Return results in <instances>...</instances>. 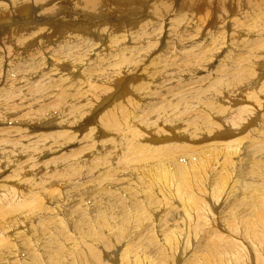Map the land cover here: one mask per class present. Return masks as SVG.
Instances as JSON below:
<instances>
[{
	"label": "bare ground",
	"instance_id": "bare-ground-1",
	"mask_svg": "<svg viewBox=\"0 0 264 264\" xmlns=\"http://www.w3.org/2000/svg\"><path fill=\"white\" fill-rule=\"evenodd\" d=\"M53 1L0 0V17L10 19L7 8L12 14L27 7L29 12L39 9L50 14L53 6L59 13L62 5L67 7L68 0L51 5ZM148 1L73 0L72 7L79 11L104 8L99 18L104 22L95 24L96 17L86 21L77 11L74 22L61 18L56 23L52 37L57 40L51 38L46 47L50 49L54 42L63 53L49 50L48 70L60 64L78 67L71 74L64 69L36 75V67H31L36 56L27 54L30 42L19 52L24 37L11 31L0 39V76L5 78L0 81L8 92L0 109V243H4L0 264H264V121L258 119L264 110V28L259 15L251 18L252 28L246 22L256 0L229 2L233 19L226 15L227 0H182L179 10H187L180 18L183 24L173 26L171 32L165 28L164 17L170 16L179 0H153L147 10ZM112 13H121L116 21L127 22L114 23L115 30L109 32L113 21L105 22ZM162 33L163 38L166 33L164 39ZM98 35H106L107 58L99 59L86 43L94 36L97 44ZM42 41L38 40L43 50ZM220 55L225 68L215 72L208 87L199 88L198 96L185 100L197 71L205 76ZM44 57L36 60L45 66ZM92 64L100 66L89 77L84 69ZM28 72L33 73L29 79ZM142 74L148 83L160 79L171 92L162 107L156 99H147V115L138 126L134 122L131 126L129 112H117L122 104L137 105L125 94L134 89L128 82ZM225 87H232L228 94L233 95L220 99L222 105L205 116L212 128L201 123L202 118H193L198 107L211 103L209 93ZM107 90L115 94L98 101ZM109 97L113 104L107 103ZM180 101L185 105L178 110ZM38 105L50 115L48 127L64 125L66 129L60 127L54 133L28 129V121L37 118ZM100 105L109 108L96 109ZM163 123L188 142L212 143L213 136L202 140L194 135L218 132L211 158L224 178L234 173L235 181L242 180L239 193L228 192L222 199L207 184H193L177 172L186 174L189 165L183 156L196 155H182L174 140L160 139L169 136ZM74 124H81L80 133L72 131ZM218 126L226 128L227 137ZM214 169L212 164L210 173ZM176 176L179 185L172 189L171 179ZM160 188L173 202L166 209L156 199ZM206 194L213 195L217 206L223 202L221 215L215 213L220 220L212 218L215 226L209 225L206 241L199 237L192 249L189 242L202 229L200 212L210 215ZM203 249L206 257L201 259Z\"/></svg>",
	"mask_w": 264,
	"mask_h": 264
},
{
	"label": "rangeland",
	"instance_id": "rangeland-1",
	"mask_svg": "<svg viewBox=\"0 0 264 264\" xmlns=\"http://www.w3.org/2000/svg\"><path fill=\"white\" fill-rule=\"evenodd\" d=\"M57 1H59L60 3L61 2L63 3L66 0H63V1L62 0H54L51 5H53ZM239 1L244 2L245 0H239ZM257 1L258 0H256V4H258V7H255V6H257L256 4H255V6H254V4H252L251 7H253V6L254 7L253 8L249 7V10L252 9L253 11L252 10H251V12L247 11L248 12L247 14H248L249 17L246 19V22L249 23L250 28H252V24H254V22L251 21V18L252 17L254 18V16L256 17V15L260 16V19L258 21L262 22L263 25L261 23H259V25L262 26L261 28H264V21L261 20V19L264 20V16H262V14H264L263 13L264 12V5H263L264 3L262 2V0H259L258 3H257ZM72 2H73V0H68L66 8L63 7V5H62V7L60 8L61 13H59V11L57 10V8L55 6H53L54 9H53V11L50 14H47V12L40 13L39 9H36L35 11L33 10L32 12H29V10H28L29 7H27V9H16L15 13L12 14L10 9L7 8L6 9L8 11L7 17H9L10 19L4 18V17H0V39L2 37H4V36L9 35L11 33V31H14L17 35H19L21 37H24L26 39V41H23V42H21L18 45L17 51L24 52L26 49H23V45L25 43H27V42H30L29 45L31 47V49H30L31 52H28L27 54L32 55V56H36V57H39V58L45 56L44 57V59L46 60V65L45 66H44L45 62L40 63V60H38V59L36 60V57L33 59L34 61H32L33 63L31 64V67L32 66L36 67V68L32 67V68L36 69V71L34 70L36 72V75L38 73L39 74H52V75L56 74V73L58 74L61 70H64V69H67L69 74H71V73L76 72L77 69H78V67H71V66L63 67V64H60L58 67L51 66L50 70H48L49 69L48 66H50L49 50H54V52L58 51L60 54L63 53V50H61L59 48V45H56L54 43L55 40H57V39H53V37H52L55 28L58 26V24H56V23L61 18H65V19H67L69 21L74 22L75 17H77V14L75 12L78 11V13L85 15L86 21L90 20L93 17H96L97 20H95V24H97V22L98 23H103L104 22V19H100L99 20V18H101L100 15L103 14L102 12H103L104 8H102L98 12L79 11V9L77 10L76 8L72 7ZM152 2H153V0H149L147 2V4H148L147 10H149V6H150V4ZM181 2H182V0L176 1L173 4V9L171 11L170 16L164 17L165 18V20H164L165 28L169 29L170 32H171V28L173 26H178V25H182L183 24L182 22H180V18H181V16L183 14H185L187 12V10H185L183 12H181L179 10L180 6H181ZM229 2L232 5V4H234V0H227L226 1V4H228L227 8H226V12H227L226 15H228L229 18H230L232 15L229 14V10H230ZM261 3H262L263 6H259V5H261ZM236 7H237L236 10L239 11L238 6H236ZM255 9H258V11L255 10ZM94 13H95V15H93ZM144 14L146 15V13H144ZM111 15L113 16L112 19L107 21V22H105V23H111L113 21L112 24L110 25L111 29H110L109 32H113L115 30V27L113 25L114 23L120 22V25H124L123 22L124 23L127 22V21H122V19L116 21V19H119V15H121V13H119L118 15H114L112 13ZM233 18H234V15L231 17V19H233ZM143 21H144V19H143ZM136 22L137 21H134V24ZM259 25H258V27H260ZM84 26H85V23H84V20H83V29H85ZM105 26H108V24H105ZM255 26H257V24H255ZM33 27H37V28L36 29H32ZM40 28L42 29V31L40 30ZM194 29H196L195 23L192 24V30H194ZM15 30H17V32ZM201 30L202 29H200L199 32ZM182 31L183 32H187L185 28H182ZM93 33L97 34V30L93 29ZM194 33H197V32L195 31V32H193V34ZM104 34H106V33L103 32V35ZM204 34L205 33H203V35ZM164 36L166 37V33H164ZM41 37H43V38H41ZM51 38H52V40H54V42H53V44L49 45L50 46V49H49L48 47H46V45H47L46 43L47 42L49 43L50 41L52 42ZM105 38H106V35L105 36L98 35L97 38H96L98 40L97 44H95L96 40H95L94 36H90L89 38H87V41H86V43H88L90 45V47H92L93 51H96V55L99 57V59H103L104 57L107 58V50H105V46L108 44V41L107 40L104 41ZM160 38L164 39L163 38V33L161 34ZM39 39H43L45 41V43H44V41H42L44 43V45H45V48L43 50H42V46L38 42ZM164 45L165 44H162L161 47H164ZM181 46L183 48L185 47L184 44H182ZM96 47H98V49H95ZM106 48L108 49V48H110V46H107ZM171 48H172V46L169 48L168 52L172 51ZM221 49H224V46ZM160 50H161V48H160ZM219 51L217 53H219ZM227 51H228V49L222 51L223 52L222 54H224ZM168 56H169L168 54L164 55V57H168ZM4 60H5V58L3 57L2 61H4ZM216 61H219V64L216 63ZM216 61L215 60L212 61L211 65L213 67H210L207 71H205V76H203V71L202 70L197 71L199 73H197L196 78L193 79L192 83H190L188 85V88H191V90H187V92H186V94L184 96L185 100H188L189 98H191L190 100H193L196 96H198L197 94H198L199 88L202 87V86H207L208 87V84L211 83L212 80L214 79L215 72L217 70H219V69H224L225 68L224 65L222 64L223 61H222L221 55L219 56V58ZM155 63H157V64L159 63L160 64L161 60H157ZM41 64H43L44 67ZM83 64H84V62L82 63V65ZM209 64H210V62H208L207 65H209ZM107 65H108V68L111 67L109 65V63ZM99 66H94L93 64L87 66L84 69V74H87L90 77L92 73L96 72V69ZM150 67L152 69L155 68L154 66H150ZM41 69L44 70L43 73H42ZM69 69H71V72H70ZM137 69H139V67L136 68L135 71ZM34 71H32V72H34ZM210 71H214V72L211 73V78L207 79V77L209 76ZM32 72H28V73H30V75L26 76L27 79H29V77H31V75L33 74ZM77 75H78V73L75 76H77ZM144 75H145V77L147 76L146 74H142V76L137 77L136 80L129 81L128 85L130 84V86H133L134 89H132V90L130 89L125 94L133 102H136L137 105L134 106V107H131V106H128L126 104H122V108H120L121 110H119L117 112V113H119L120 111H124V112L128 111L129 112V117H131V121H130V125L131 126H133V122H134V124H136V126H138L140 118L142 116H146L147 115V113H148L147 112L148 108L146 106V100L147 99H152L153 102L156 99V101L162 107L166 103L164 98H166L167 94L169 92H171V90H169L167 88V85L164 82H162L160 79H157L158 81L154 80V81H151L150 83H148L147 80H145L143 78ZM16 77L18 78V80L22 79V78H19L20 75H17ZM2 79H5L4 76H0V80H2ZM1 82L2 81H0V109L3 106L6 105V103L3 104L4 95H5V93H8L5 90V88L2 87L3 84ZM181 82H182V80L178 82V91L181 90V88L179 86ZM56 86H57V84L53 88L54 91L56 90ZM231 90H232V87H229V88L225 87V88L221 89L218 92H213L212 91L213 93H209L208 95L210 97H212L211 103H205V105L203 107H198V109L195 112H194L195 109H193V110L191 109V111H193L194 113L198 114V116H194V113H193V118H195V117L202 118L203 120H201V123H203L206 127L212 128V126L210 124V119H207L205 116L207 115V113H208V111L210 109H213V108L216 109L217 107L222 105L221 102H219L220 99H222L224 97L228 99L229 96H232L233 94H228V93H230ZM113 94H115V91L114 92H112L111 90L103 91L101 93L100 97L97 100L101 101L102 99H104L105 96H107V95L111 96ZM113 101H114V99L109 97L108 100H107V103L113 104L112 103ZM115 104H114V106H115ZM242 104H246V103L242 102ZM184 105H185V103L183 101H180L179 104H178V107H177L178 110L182 109L184 107ZM39 108L42 109L43 107H41V105L37 106V112H38L37 118L35 119V117H33L32 119H30L28 121V125L30 126V128H28V129H31V126L37 127V130L34 131V132H37V133L48 132V131L54 133L56 130L60 131V129H59L60 127H62L61 130H65L66 129V128L63 127L64 125H59L57 127H54V126L48 127L50 125L49 124L50 121L48 119H46V118H49L50 115H47L46 114L47 112L39 110ZM108 108L109 107H105L103 109V105H100L96 109H100L101 111H104V110H106ZM42 116H44L45 118H42ZM259 118H260V122L264 121V110H262L261 115H258V119ZM165 124H167V123H163V131H164V133L168 132L169 136H165L166 134H164V135H162L163 137H161V135H157V137H161L160 139H162V138H170V139L174 140V142H175L174 143V147L182 155L185 154V153H188V152H193L194 155H196V157H193L191 159H189L188 157L183 156L189 166L187 167L186 174H185L184 171H177V172H183L184 175H185V178L188 179L189 181H192L193 184H196V185L207 184L209 186V191L212 193V191L215 190L214 193L216 194V196L220 195V197H222V199L224 198L225 194H227L228 192H236L237 194L239 193L242 185L240 183H238V182H240L242 180L235 181L234 178H233L234 173H232L228 177L224 178L220 168L218 167V165L213 162L214 157L211 158L215 154L214 151H212L211 148L216 147L215 141L218 140V138H217V135H218L217 131L218 130H216L217 133H215V131H213V132H209L208 131L206 133H197V134H195L194 136L200 137L202 140L208 139V138L213 136V138L210 140V141H212V143L202 144L201 142H197L196 139L191 141V142H188L186 140V138H184V137L182 138V137L178 136L176 133H173V131L170 132L169 129L167 127H165ZM80 125L81 124L72 125V128H73L72 131H77L78 133H80V130H81L80 129ZM218 128H220L219 130H223L224 131V132H221V135L223 137H227L228 136L229 132L226 130V128L221 127V126H218L217 129ZM78 133H76V135H78ZM240 135L241 136H246L244 134H240ZM194 148H196L197 150L201 151V154L197 153ZM212 164L215 166V169L210 173V169L212 168ZM166 173H167V171H166ZM166 173L164 174V177L166 176ZM1 178H2V176H1V172H0V179ZM171 184H172V189L173 188H176V189L178 188L179 179L177 178V176L175 178L171 179ZM192 189H193V187H192ZM191 191H194V190H191ZM263 196H264V194H263ZM212 197H213V195L206 194L205 203L207 205V209L210 212V215H207L206 213H204L205 211L200 212V216L201 217H200L199 220H202L203 222L199 221V223H200V226H201L202 229L196 233V238L197 239L196 240L193 239L192 241L189 242V246L192 249H194L195 248L194 246H196L198 244L199 237L201 239H204V241H206L207 235H208L209 230H210V226L211 227L215 226L214 224L211 223L212 222V218H214V220H216L215 222H217V220H220L218 218H220L219 215H221L220 211H222L221 207L223 206V204H222L223 202L218 204V206H217L212 201ZM156 199L159 202V205H160L161 209H166V208L170 207L172 205V203H173L170 200L169 196L167 195V192L162 194V189L161 188L159 190L157 189V197H156ZM199 199H200V197H199ZM199 201H201V199ZM211 204H212V206H210ZM212 208H214V211L211 210ZM215 208H217V209H215ZM180 211L182 212V210H180ZM201 213H203V215ZM215 213L219 214L218 217L216 216ZM204 214L207 215L208 217L204 216ZM205 217H207V218L205 219ZM206 220H208L207 221V225H206ZM208 222H210V223H208ZM201 223L203 225H206L207 228H205V226L202 227ZM205 229H206V231H205ZM202 230H203V232H202ZM201 232H202V234H201ZM205 232H206V234H205ZM201 235H202V237H201ZM191 243L192 244L194 243L193 246H191ZM1 245H4V243H0V246ZM191 250H189L188 252L190 253ZM117 253L119 254L120 250H117ZM188 254L185 256L186 258L188 257ZM205 257H206V255H205L204 249H203V251L201 253V259L205 258ZM208 262L209 261H205V263H208Z\"/></svg>",
	"mask_w": 264,
	"mask_h": 264
}]
</instances>
